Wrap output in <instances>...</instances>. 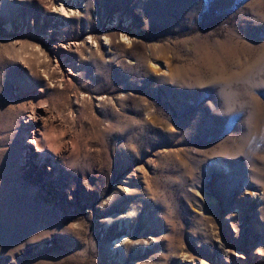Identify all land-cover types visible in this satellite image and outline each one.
Masks as SVG:
<instances>
[{
  "label": "rangeland",
  "instance_id": "rangeland-1",
  "mask_svg": "<svg viewBox=\"0 0 264 264\" xmlns=\"http://www.w3.org/2000/svg\"><path fill=\"white\" fill-rule=\"evenodd\" d=\"M0 264H264V0H0Z\"/></svg>",
  "mask_w": 264,
  "mask_h": 264
},
{
  "label": "bare ground",
  "instance_id": "bare-ground-1",
  "mask_svg": "<svg viewBox=\"0 0 264 264\" xmlns=\"http://www.w3.org/2000/svg\"><path fill=\"white\" fill-rule=\"evenodd\" d=\"M63 10H65L64 8H62ZM66 15H68V14H66ZM108 41H109V39H107Z\"/></svg>",
  "mask_w": 264,
  "mask_h": 264
}]
</instances>
